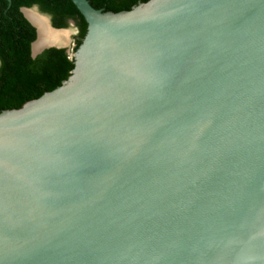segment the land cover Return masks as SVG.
<instances>
[{
  "label": "water",
  "instance_id": "95a60500",
  "mask_svg": "<svg viewBox=\"0 0 264 264\" xmlns=\"http://www.w3.org/2000/svg\"><path fill=\"white\" fill-rule=\"evenodd\" d=\"M70 1L75 51L21 8L74 68L0 113V264H264V0Z\"/></svg>",
  "mask_w": 264,
  "mask_h": 264
},
{
  "label": "trees",
  "instance_id": "16d2710c",
  "mask_svg": "<svg viewBox=\"0 0 264 264\" xmlns=\"http://www.w3.org/2000/svg\"><path fill=\"white\" fill-rule=\"evenodd\" d=\"M94 9L118 13L148 0H87ZM37 7L55 29L75 23V51L82 42L87 24L70 0H0V113L20 108L65 81L74 68L65 48H48L35 58L31 44L36 29L25 19L21 8Z\"/></svg>",
  "mask_w": 264,
  "mask_h": 264
},
{
  "label": "bare ground",
  "instance_id": "6f19581e",
  "mask_svg": "<svg viewBox=\"0 0 264 264\" xmlns=\"http://www.w3.org/2000/svg\"><path fill=\"white\" fill-rule=\"evenodd\" d=\"M26 17H28L31 22L36 26L38 30V40L33 46V50L36 51L42 48L44 45L48 44H61L67 42L65 38H68L69 31H53L51 30L43 17L35 14L31 10L25 11ZM63 41V42H62Z\"/></svg>",
  "mask_w": 264,
  "mask_h": 264
},
{
  "label": "rangeland",
  "instance_id": "374dc122",
  "mask_svg": "<svg viewBox=\"0 0 264 264\" xmlns=\"http://www.w3.org/2000/svg\"><path fill=\"white\" fill-rule=\"evenodd\" d=\"M44 15V14H43ZM46 17H48L47 15H45ZM70 32L68 33V34H70V37H69V42H68V44H67V46L68 47H72L73 46V44H74V41H73V37H74V35L76 34V29H75V27H74V25H68V28H67ZM67 30V31H68ZM69 36V35H68ZM65 40H67V38H65ZM63 42V41H62Z\"/></svg>",
  "mask_w": 264,
  "mask_h": 264
},
{
  "label": "flooded vegetation",
  "instance_id": "af4514ba",
  "mask_svg": "<svg viewBox=\"0 0 264 264\" xmlns=\"http://www.w3.org/2000/svg\"><path fill=\"white\" fill-rule=\"evenodd\" d=\"M70 21V20H69ZM69 21H68V24L70 25V23H69ZM73 25H74V27H75V23H74V21H73ZM77 33V32H76ZM76 35V34H75ZM74 35V36H75ZM73 41H74V37H73Z\"/></svg>",
  "mask_w": 264,
  "mask_h": 264
},
{
  "label": "clouds",
  "instance_id": "9594fccd",
  "mask_svg": "<svg viewBox=\"0 0 264 264\" xmlns=\"http://www.w3.org/2000/svg\"><path fill=\"white\" fill-rule=\"evenodd\" d=\"M74 47V44H73V46L71 47V49Z\"/></svg>",
  "mask_w": 264,
  "mask_h": 264
}]
</instances>
